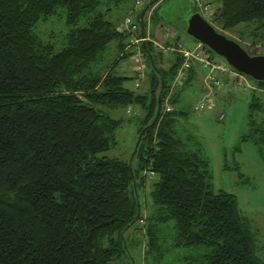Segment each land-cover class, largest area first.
<instances>
[{
    "label": "trees",
    "instance_id": "1",
    "mask_svg": "<svg viewBox=\"0 0 264 264\" xmlns=\"http://www.w3.org/2000/svg\"><path fill=\"white\" fill-rule=\"evenodd\" d=\"M122 2L0 0V264H117L128 251L125 234L136 222L143 227L148 264L149 257L153 264H264L236 196L213 190L198 141L186 138L191 148L178 131L188 111L175 105L198 71L207 70L208 96L232 88L236 79L196 59L183 67L180 51L193 48L179 49V38L167 37L165 47L173 48L169 65L159 66L163 53L154 54L158 45L150 39L141 46L145 71L136 74L135 83L147 91L125 88L129 78L114 69L136 55L126 50L130 37L145 36L144 16L158 1L140 12V26L132 31L106 19ZM209 5L194 0L193 10L222 34L245 27L250 47H264V0H219L212 13ZM59 10L72 29L55 52L33 29ZM157 17L151 11L152 23ZM81 20L85 25L76 27ZM111 43L118 57L104 68ZM198 51L211 64H225L202 45ZM179 73L181 81L172 85ZM98 105L142 112L130 161L102 156L129 119L103 115ZM249 108L250 130L241 142L250 139L261 153L264 129L253 128L252 115L264 109V95L251 91ZM146 173L154 180L147 193L151 209L143 218L139 193L149 188Z\"/></svg>",
    "mask_w": 264,
    "mask_h": 264
},
{
    "label": "rangeland",
    "instance_id": "2",
    "mask_svg": "<svg viewBox=\"0 0 264 264\" xmlns=\"http://www.w3.org/2000/svg\"><path fill=\"white\" fill-rule=\"evenodd\" d=\"M155 1L158 2L151 11L155 10L158 20L152 23L150 19L151 11L146 13L144 16L145 40L139 42L142 44L138 48L140 52L141 46L149 41L147 39L154 40V44L158 45V47L155 46L154 54L157 55L162 52L164 58V63L157 64L162 68H166L173 59V48L169 52L164 50V48H167L164 45L167 37H178L181 44L179 49H184L185 47L192 49L196 46H194L195 41L189 38L184 31V22L194 9V0H123L118 7L107 13L106 19L121 26L124 23L123 20L129 16L136 22L138 27V25L140 26L138 18L140 12ZM207 1L212 5H209L212 13L217 4H219V0ZM136 2L137 6H135ZM210 17L209 20H211ZM211 24L214 25L216 30L220 31V27L217 24ZM84 25V20H81L76 27L80 28ZM71 29L72 27H68L65 24L64 11L59 10L55 16L38 22L33 32L41 42L50 44L53 46L54 51L58 52L64 44L65 35ZM247 33L248 29L245 27L224 32L226 37L237 42L250 55H264V47H250L251 41L247 38ZM152 34L153 36H151ZM202 52L206 54L204 51ZM203 56L208 59L207 55ZM117 57L116 43H111L103 56L101 66L105 68L111 65ZM211 61L221 62L217 57H213ZM114 72L119 76L129 78L124 82L125 88L136 93L147 91L145 84L139 89L135 87L137 82L136 74L139 73V65L135 56L119 61ZM206 74L207 70L198 71L192 83L182 90L180 100L175 105L176 110L184 109L188 111L186 119L179 120V135L184 141L191 136L198 141L203 157L209 162L213 190L215 192L224 191L236 196L240 211L249 220L251 228L257 236L260 254L264 258V145L260 153L258 147L250 139L246 142H241L243 136L248 134L250 130L249 107L252 90L244 91L237 84V81H242L244 85H253L257 89L253 91L261 95H264V88L254 85L246 76L247 80L237 77L234 83L239 87L235 85L230 89H221L216 91L215 94L211 93L212 106H208L202 112H195V105L202 101L208 93L207 90L203 89L206 82ZM207 83H210V81ZM166 104L171 108L167 100L164 101L163 106L166 107ZM96 109L101 114L113 119H129L123 122L116 130L115 145L105 151L102 156L120 160L128 159L130 161L135 150L137 129L140 125L138 118L142 112L140 109H133L131 113H128L123 108H108L101 105L96 106ZM220 115L224 116L221 121L219 120ZM252 119L254 129H259L261 125L264 129V109L254 112ZM186 144L192 148L190 142L186 141ZM235 166L238 167L237 171L234 169ZM239 174L243 178L242 182L238 176ZM145 180L149 188L147 187L144 191L146 194L144 192L139 193L143 218L147 215L148 207L149 210L151 209L150 197L148 198V196L149 191L152 189L151 183L154 180V176L146 173ZM141 225L136 222L126 232L125 239L128 251L117 264H148L146 258L143 257L141 249V242L143 241V227ZM149 264H153L151 257H149Z\"/></svg>",
    "mask_w": 264,
    "mask_h": 264
},
{
    "label": "water",
    "instance_id": "3",
    "mask_svg": "<svg viewBox=\"0 0 264 264\" xmlns=\"http://www.w3.org/2000/svg\"><path fill=\"white\" fill-rule=\"evenodd\" d=\"M185 34L201 44L236 71L251 80L264 83V55H250L241 45L218 32L198 10L184 22Z\"/></svg>",
    "mask_w": 264,
    "mask_h": 264
},
{
    "label": "built area",
    "instance_id": "4",
    "mask_svg": "<svg viewBox=\"0 0 264 264\" xmlns=\"http://www.w3.org/2000/svg\"><path fill=\"white\" fill-rule=\"evenodd\" d=\"M123 29L126 31H132L136 29V24L134 25L130 18L125 19L124 22V26ZM145 38H142L140 41H144ZM201 47V44H198L195 48H193L192 50H181L180 52L182 53L183 57H184V63H183V67L187 68L188 67V63L190 59H196L199 60L200 62L204 63L206 66H210L211 70L213 69H217L219 70L220 73H222L223 75H228L230 79H236L237 77L239 78H245V77H241L239 76V74L237 72H235L234 70H232L231 68H229V66L225 63L224 65H215V64H211L210 62H208L206 60L205 57L202 56V54L198 51L199 48ZM165 51H169V48H164ZM135 59L139 65V74L143 75V71H144V65H143V60L141 58V54L139 52V49H137L136 55H135ZM231 69V70H230ZM182 79V75L181 73L177 74V76L175 77V80L173 81L172 85H176L179 81H181ZM245 80H247L245 78ZM237 84L245 91L247 90H257L256 87H254L251 84H245L242 83V81H237ZM237 84L234 83V86H238ZM214 85L215 86H224V84L222 82L219 81H214ZM238 86V87H239ZM259 91V90H258ZM211 107L212 106V100L210 98V96L206 95L204 97V99L202 101H200L199 103H197L195 105L194 110L196 112H202L204 111L207 107ZM169 110V107H166V111ZM224 116L220 115L219 116V120H223Z\"/></svg>",
    "mask_w": 264,
    "mask_h": 264
},
{
    "label": "crops",
    "instance_id": "5",
    "mask_svg": "<svg viewBox=\"0 0 264 264\" xmlns=\"http://www.w3.org/2000/svg\"><path fill=\"white\" fill-rule=\"evenodd\" d=\"M142 38H144V37H142V35L140 36V38H138V37H136V35H132L131 37H130V40H131V42L129 43V45L127 46V48H126V50H130V48H131V50H133L134 52L137 50V49H139L138 47H139V45H141L142 43H139V42H142V41H140ZM147 40H149V41H151L150 39H147ZM206 83V82H205ZM209 92V91H208ZM208 94V93H207Z\"/></svg>",
    "mask_w": 264,
    "mask_h": 264
}]
</instances>
